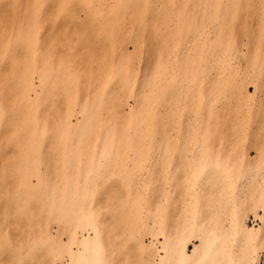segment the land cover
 <instances>
[{
    "label": "rangeland",
    "instance_id": "rangeland-1",
    "mask_svg": "<svg viewBox=\"0 0 264 264\" xmlns=\"http://www.w3.org/2000/svg\"><path fill=\"white\" fill-rule=\"evenodd\" d=\"M30 2L34 1L0 0V211L7 198L21 205L27 203L30 210L29 216L6 221L0 216L1 230L9 233L7 246H26L30 238L42 236L34 228L26 231L24 223L28 217H35L36 206L44 201L46 189L42 188L57 181L63 165L61 158H69L73 167L89 162L98 165L101 154L112 152L118 162L127 160L128 169L137 160L132 150L120 147V141H114L103 131L106 117L100 114L98 106L105 90L100 78L105 76L109 90L116 93L124 90L122 107L129 115H135L140 94L149 92L156 81L166 83L167 97L161 98L156 111L160 120L155 124L158 129L149 140L145 138L151 159L142 160L143 165L138 163V169L150 168L154 157L163 154L169 160L170 172L176 174L183 160L187 129L198 114L202 79L204 95L212 93V86L217 95L207 135L211 158L226 167H236L237 175L250 173L264 161V0H95V19L102 29V40L97 42L103 46L100 48L96 40H91L88 65L77 66L75 71L86 69L92 82L77 91L68 84L56 85L55 75L84 58L80 45L85 41L74 40L67 48L60 47L62 30L55 29L50 19L55 0H43L42 7L47 13H41L38 22L26 11ZM78 15L82 18L84 12L79 10ZM108 48L111 53H102V49ZM31 66L37 73L32 76L27 107L19 79L15 86H9L4 78L11 73L16 78ZM73 93L75 101L70 103ZM85 118L93 130L75 138L70 150L58 151L56 142L61 138L57 133L65 122L75 125ZM107 120L114 121L112 116ZM21 125L33 128V141L21 136ZM118 127L125 124L119 123ZM34 167L37 175L30 172ZM138 169H132L129 182L142 173L148 178L147 171ZM23 180L34 186L42 183L41 191L37 189L31 195L37 202H26L25 196H20L18 184ZM113 180V187L120 184L115 182L119 179ZM173 206L172 197L165 220L168 225H172L176 212ZM254 219L249 213V225H262L259 219ZM56 229L53 224V235ZM62 238L66 240L65 235ZM150 239V235L144 237L145 242ZM159 240L163 238L160 236ZM260 255L256 264H264L263 249ZM238 257L236 250L233 259Z\"/></svg>",
    "mask_w": 264,
    "mask_h": 264
},
{
    "label": "bare ground",
    "instance_id": "bare-ground-1",
    "mask_svg": "<svg viewBox=\"0 0 264 264\" xmlns=\"http://www.w3.org/2000/svg\"><path fill=\"white\" fill-rule=\"evenodd\" d=\"M33 1L26 11H30L31 19L38 22L41 13L47 11L42 7L43 0ZM94 3L95 0H55L53 4L50 19L54 21L55 29L62 30L59 40L63 45L59 43L60 47L65 49L74 40H84L87 45L80 42L83 47L80 51L87 53L89 48L84 58L55 75L58 86L68 84L77 91L92 82L88 76L90 72L84 67L85 70L80 68L78 71L75 68L88 65L90 58L87 57L92 55L91 40H96L100 48L103 46L97 42L102 40V29L95 19ZM79 10L84 12L82 18L78 15ZM56 49L60 51L61 48ZM109 50L101 51L107 54L112 52ZM28 57L36 58L34 55ZM36 73L31 66L16 78L12 73L4 78L9 86H15L19 79L25 90L23 96L27 107L30 105L28 92L33 85L32 76ZM106 77L100 78L105 90L98 106L100 114L106 117L103 131L106 136L114 137V141H120V147L132 150L137 160L128 169L127 160L118 162L112 152L101 154L98 165L89 162L73 167L69 158H61L63 165L57 181L42 188L46 189L42 195H45L44 201L38 208L36 206L37 212L34 209L35 217H28L24 223L26 231L34 228L42 236L37 234L30 238L26 246H7L9 233L2 231L0 225V264H256L262 256L261 249L264 250V161L250 173L237 175L236 167H226L211 158L207 135L215 114V87L212 86V93L207 97L203 79L200 82L198 114L195 123L187 129L183 160L176 174L170 172L169 160L161 154L154 157L150 168L139 166L141 172H148V178L142 173L129 182L132 169H138L142 160L151 159L150 145L145 138L149 140L158 129L155 126L160 121L156 118L157 107L168 91L166 83L156 81L149 92L136 98L135 115H129L122 107L126 98L124 90L117 93L109 90ZM74 101L75 93L69 102ZM108 116L114 121L107 120ZM23 120L26 123L28 116ZM65 123L61 131L63 137L61 132L60 135L57 133L61 138L56 142L58 151L70 150L75 138L93 130L87 118L75 125ZM119 123L125 127H118ZM20 131L24 138L32 141L35 138L33 128L21 125ZM141 150L145 151L140 153ZM30 172L38 174L35 167ZM95 173L97 175L93 176ZM109 178L119 179L115 182L120 184L113 187L112 180L107 181ZM41 184L34 186L23 180L18 184V192L25 196L24 201L37 202L31 195L41 189ZM104 194L106 196L102 198ZM107 194H110L108 199ZM172 197L176 212L174 210L172 225H168L165 220ZM26 204L7 198L0 211L2 221L29 216ZM249 213L262 225H249ZM53 224L57 227L55 235L51 233ZM146 235L151 236L148 242L144 240ZM236 250L239 257L234 260Z\"/></svg>",
    "mask_w": 264,
    "mask_h": 264
}]
</instances>
